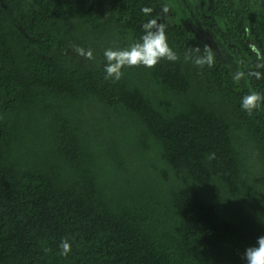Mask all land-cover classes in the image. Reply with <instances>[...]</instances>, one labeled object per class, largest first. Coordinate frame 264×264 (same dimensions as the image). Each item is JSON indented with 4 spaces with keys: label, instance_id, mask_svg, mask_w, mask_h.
I'll return each mask as SVG.
<instances>
[{
    "label": "trees",
    "instance_id": "trees-1",
    "mask_svg": "<svg viewBox=\"0 0 264 264\" xmlns=\"http://www.w3.org/2000/svg\"><path fill=\"white\" fill-rule=\"evenodd\" d=\"M167 4L179 16L176 0H0V264H246L264 236V104L241 108L264 94V0L200 17L243 84ZM158 19L179 59L105 79L104 50Z\"/></svg>",
    "mask_w": 264,
    "mask_h": 264
},
{
    "label": "clouds",
    "instance_id": "clouds-1",
    "mask_svg": "<svg viewBox=\"0 0 264 264\" xmlns=\"http://www.w3.org/2000/svg\"><path fill=\"white\" fill-rule=\"evenodd\" d=\"M143 29L144 35L141 37L140 42L132 44L129 48L116 50L108 48L104 50L103 55L106 61L104 65L105 79L116 82L123 77L125 68L143 66L151 69L161 60L175 62L179 59L178 54L168 44L163 25H157L153 20L145 23ZM75 51L88 59L93 58L91 50L85 51L76 47ZM192 51L199 52V49ZM192 51L186 52L185 61L192 59ZM193 63L198 68H203L205 65L210 67L213 59L210 54L196 56ZM262 104H264V94L253 91L242 98L241 108L248 116H252L254 112L261 109ZM208 159L209 161L215 159V153H210ZM61 248V255L63 256H66L70 251L67 242L62 241ZM47 251L50 250L45 249V252ZM243 259L246 264H264V236L257 238L255 246L245 249Z\"/></svg>",
    "mask_w": 264,
    "mask_h": 264
},
{
    "label": "rangeland",
    "instance_id": "rangeland-1",
    "mask_svg": "<svg viewBox=\"0 0 264 264\" xmlns=\"http://www.w3.org/2000/svg\"><path fill=\"white\" fill-rule=\"evenodd\" d=\"M177 6L179 8V16L177 13L172 12L170 4L166 5V8L169 10L171 16L176 19L190 32L194 35V38L198 41L205 44L214 58L227 65L236 78H238L241 84L244 83V78L241 75L237 63L233 60L232 56L225 49L223 44L217 39L214 32L209 28H204L200 25L201 15L209 14V9L212 4V0H176ZM221 28H224V24L220 25ZM249 43L254 47V42L252 39L249 40ZM260 60L263 62V58L260 56L257 51ZM70 56L72 60L77 59L79 56L72 51H70Z\"/></svg>",
    "mask_w": 264,
    "mask_h": 264
},
{
    "label": "water",
    "instance_id": "water-1",
    "mask_svg": "<svg viewBox=\"0 0 264 264\" xmlns=\"http://www.w3.org/2000/svg\"><path fill=\"white\" fill-rule=\"evenodd\" d=\"M156 23H157V25H160V20L158 19V20L156 21Z\"/></svg>",
    "mask_w": 264,
    "mask_h": 264
}]
</instances>
